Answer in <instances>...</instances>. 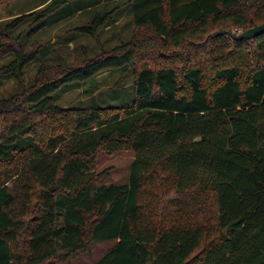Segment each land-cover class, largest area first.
<instances>
[{
  "label": "trees",
  "instance_id": "trees-1",
  "mask_svg": "<svg viewBox=\"0 0 264 264\" xmlns=\"http://www.w3.org/2000/svg\"><path fill=\"white\" fill-rule=\"evenodd\" d=\"M59 1L0 30V59L13 56L0 84L21 90L0 98V264L66 263L109 241L97 264H264V34L212 36L264 24V0H94L81 35L128 10L134 36L146 28L172 54L139 63L130 42L54 69L41 44L5 39L37 35ZM109 70L133 76L126 106L56 104L64 85ZM122 150L135 155L129 182L101 184L97 156Z\"/></svg>",
  "mask_w": 264,
  "mask_h": 264
},
{
  "label": "rangeland",
  "instance_id": "rangeland-1",
  "mask_svg": "<svg viewBox=\"0 0 264 264\" xmlns=\"http://www.w3.org/2000/svg\"><path fill=\"white\" fill-rule=\"evenodd\" d=\"M44 1L46 0H10L1 3L0 30L4 29L5 25L15 18H21L33 11L43 10L49 4L48 2L45 5L39 6ZM63 1L60 0L57 4L51 6L50 10L56 8ZM65 1L66 3L62 7L48 16L46 27L38 30L37 35L35 33L29 36L25 34L24 40H19L20 42H17L16 37L12 35L10 37L11 40L5 39L6 42H9V44L14 42L16 48L24 46L26 51L37 50L41 44L44 46L42 50L44 58L41 62H47L49 64L48 67L51 68L58 65H63L64 67L74 66L83 59V52H86L87 57L95 58L130 42H134L139 63L147 61L151 65H157L160 62L164 63L161 60H167V54H172L171 48L164 47V42L158 40L152 31L146 28L139 29L137 37H135L136 29L133 24V17L128 10H116L112 15L113 20L99 30L97 38L81 35L82 31L80 28L90 24L98 12V10L90 11L87 8L94 0ZM80 1L85 2L80 3ZM115 5L111 3L108 5L109 9ZM37 6L39 7L33 10ZM79 9L85 10L78 12ZM26 20L31 21L33 18ZM232 31L238 34L244 32L241 30ZM12 58L13 56H8L0 59V65L8 63ZM176 58L175 60H178ZM39 65L40 63H34L25 68L24 82L26 87L34 83L38 75ZM20 91L18 84L11 77H4L2 79L0 98H10ZM134 98L135 86L133 76L123 74L121 71L109 70L104 71L87 82L64 85L58 93L56 104L63 108H89L94 106L123 107ZM134 159L135 155L130 150L100 153L97 156V172H106V176L103 177L101 184L128 183ZM115 245V241L97 243L89 252L79 255L69 262L59 264H97Z\"/></svg>",
  "mask_w": 264,
  "mask_h": 264
},
{
  "label": "water",
  "instance_id": "water-1",
  "mask_svg": "<svg viewBox=\"0 0 264 264\" xmlns=\"http://www.w3.org/2000/svg\"><path fill=\"white\" fill-rule=\"evenodd\" d=\"M264 34V24L256 26L254 28L248 29L241 34L235 33L230 29L227 30H218L212 34L213 37L217 36H229L234 40H244V39H253L257 38Z\"/></svg>",
  "mask_w": 264,
  "mask_h": 264
}]
</instances>
